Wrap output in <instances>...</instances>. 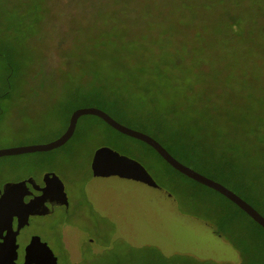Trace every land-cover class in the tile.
I'll return each mask as SVG.
<instances>
[{
  "label": "rangeland",
  "instance_id": "374dc122",
  "mask_svg": "<svg viewBox=\"0 0 264 264\" xmlns=\"http://www.w3.org/2000/svg\"><path fill=\"white\" fill-rule=\"evenodd\" d=\"M83 106L157 137L264 213V0H0V146L50 142ZM3 161L14 166L0 164V182L50 171L93 202L74 216L97 242L79 264H264V230L245 212L95 115L63 145ZM190 217L239 261L182 252L210 238Z\"/></svg>",
  "mask_w": 264,
  "mask_h": 264
},
{
  "label": "water",
  "instance_id": "95a60500",
  "mask_svg": "<svg viewBox=\"0 0 264 264\" xmlns=\"http://www.w3.org/2000/svg\"><path fill=\"white\" fill-rule=\"evenodd\" d=\"M87 114L95 115L101 118L108 125L122 134L147 143L174 169L196 182L219 192L264 228V215H262L252 204L238 195L235 191L178 160L153 136L119 122L105 110L95 106H83L76 108L70 115L67 129L56 139L46 143H33L0 148V156L23 154L26 152L48 151L59 147L66 143V141L72 136L78 118ZM46 177H51V179L57 183L62 196H64L67 201L64 186L60 178L55 173L49 172L45 174V178ZM24 190V181L9 182L5 184L4 191L0 196V264H16L17 231L12 230L13 216L17 215L19 218V229V227L25 223L27 217L31 213H34L31 202L28 203L27 207L23 201ZM49 192H51V190L46 188L45 193ZM190 220L192 221H183V225L186 226L187 224L188 227H195L197 230H201L203 227L207 226L204 222L197 220L196 218L190 217ZM5 230L6 234H3ZM206 234L210 238L207 242L201 243L204 245V248L197 247L199 245H195L193 247L191 245L182 244L180 250L182 252L195 253L201 257H213L216 259L232 260L236 262L239 261L238 253H236V251L233 250L229 244L222 241L218 235L215 236L212 227L207 228ZM36 240L40 241L39 238L36 237V239L34 238L31 243L28 244V264H57V259L52 249L46 243L42 242H40L43 245L42 248L36 247Z\"/></svg>",
  "mask_w": 264,
  "mask_h": 264
},
{
  "label": "flooded vegetation",
  "instance_id": "af4514ba",
  "mask_svg": "<svg viewBox=\"0 0 264 264\" xmlns=\"http://www.w3.org/2000/svg\"><path fill=\"white\" fill-rule=\"evenodd\" d=\"M76 108L78 107H75L74 110ZM78 120L73 134L76 132ZM68 125L69 120L67 126L65 127V130L67 129ZM11 146L15 145H1L0 148ZM6 156L10 155H2L0 156V159H3ZM0 164H3L5 167L6 164H8L7 168L9 169H12V167L14 166V164L10 162L7 163L6 161H3L2 163L0 162ZM48 172L54 173L50 171ZM48 172L39 173L37 176H31L27 174L26 177L20 179L7 178L0 182L1 196L6 183L24 181L25 190L23 201L27 205V207L28 203L31 202L32 210L34 211V213H31L27 217L25 223L21 227H19V229V218L17 215L13 216L12 230L17 231V256L15 258L16 264H28V244H30L34 238L36 239V237H38L40 240H36V247L42 248L43 245L40 242L46 243L52 249L54 255L56 256L57 264H61V260L59 255L52 248V241H55L60 246L62 252H64L65 256H67L69 264H79L81 261H84V251H97L95 248L96 246H93V244L97 243L96 238L89 234L90 232L81 225L83 224L82 221H76L74 219V216L76 215V213H78L79 209H81L83 205H87V203H89L91 205V208L96 212L98 211L97 208L89 199H72L69 195L66 185L60 178L64 186V191L66 193V201L64 196H62L57 183L52 180L51 177L45 178V174ZM46 188H49L51 192L45 193ZM34 218L40 219L41 221H45L47 219L48 221H50V223L45 222L43 224L44 229L28 231V228L31 227L33 222L32 220ZM46 232H48V234H46ZM3 234H6V230L3 232Z\"/></svg>",
  "mask_w": 264,
  "mask_h": 264
},
{
  "label": "trees",
  "instance_id": "16d2710c",
  "mask_svg": "<svg viewBox=\"0 0 264 264\" xmlns=\"http://www.w3.org/2000/svg\"><path fill=\"white\" fill-rule=\"evenodd\" d=\"M98 104H101V102H97ZM104 109V108H103ZM105 110V109H104ZM107 113H109L112 117H114L109 111H107V110H105ZM116 120H118L119 122H121V123H123L122 121H120L119 119H117L116 117H114ZM129 126V125H128ZM119 132V131H118ZM151 136H153V135H151ZM130 137V136H129ZM155 139H157L165 148H167V150L173 155V156H175L177 159H179L178 157H177V155L176 154H174L171 150H170V148L167 146V145H165L164 143H162L157 137H155V136H153ZM138 140V139H137ZM168 140H170V139H168ZM141 141V140H140ZM143 142V141H142ZM145 145H147L149 148H151L155 153H157L151 146H149L147 143H145V142H143ZM172 145H173V147H175V149H177L178 150V152L179 153H181L183 156H188L187 154V149L186 148H188L187 147V144L186 143H180V141H178L177 139H172ZM158 154V153H157ZM159 155V154H158ZM159 157H161L160 155H159ZM161 159H163L162 157H161ZM164 160V159H163ZM180 160V159H179ZM165 161V160H164ZM181 161V160H180ZM166 162V161H165ZM182 162V161H181ZM167 163V162H166ZM168 164V163H167ZM219 181V180H218ZM253 205V204H252ZM254 206V205H253ZM238 207V206H237ZM255 207V206H254ZM256 208V207H255ZM257 209V208H256ZM262 215H264V213H262L259 209H257ZM243 211V210H242ZM244 212V211H243ZM251 218V217H250ZM252 219V218H251ZM253 220V219H252ZM254 221V220H253ZM255 222V221H254ZM256 223V222H255ZM260 228H262L263 230H264V228L263 227H261L258 223H256Z\"/></svg>",
  "mask_w": 264,
  "mask_h": 264
}]
</instances>
